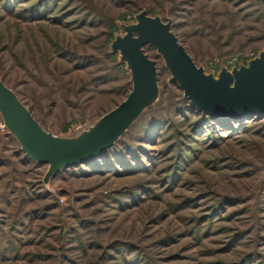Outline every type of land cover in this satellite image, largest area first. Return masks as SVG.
Instances as JSON below:
<instances>
[{
  "label": "rangeland",
  "instance_id": "1",
  "mask_svg": "<svg viewBox=\"0 0 264 264\" xmlns=\"http://www.w3.org/2000/svg\"><path fill=\"white\" fill-rule=\"evenodd\" d=\"M140 9L214 75L264 48L260 0H0V79L45 130L76 134L131 90L107 45ZM144 50L158 103L47 181L0 116V264H264V113L212 122Z\"/></svg>",
  "mask_w": 264,
  "mask_h": 264
},
{
  "label": "water",
  "instance_id": "2",
  "mask_svg": "<svg viewBox=\"0 0 264 264\" xmlns=\"http://www.w3.org/2000/svg\"><path fill=\"white\" fill-rule=\"evenodd\" d=\"M134 19L121 25L123 33L115 34L109 45L130 73L131 90L114 108L76 134L55 135L45 130L0 79L3 125L28 157L48 165L45 181L58 170L104 152L157 101L158 71L156 61L144 52L146 45L162 58L170 74L168 81L175 82L200 111L220 117L264 113V48L246 64L239 63L229 70L221 67L214 75L196 65L170 29V20L164 22L158 15L150 16L145 9L136 13Z\"/></svg>",
  "mask_w": 264,
  "mask_h": 264
},
{
  "label": "trees",
  "instance_id": "3",
  "mask_svg": "<svg viewBox=\"0 0 264 264\" xmlns=\"http://www.w3.org/2000/svg\"><path fill=\"white\" fill-rule=\"evenodd\" d=\"M141 10V9H140ZM115 33H116V31H113L112 32V34H111V39L109 40V43H108V45H107V54H109V55H114L115 56V60H116V64L117 65H121L122 66V68L124 69V71L125 72H127L128 73V82L130 83V85H131V81H130V73H129V71L126 69V66H125V64L124 63H121V62H119V55H118V53H113V52H110L109 51V45H110V43H111V41H112V39L114 38V35H115ZM146 46H148V45H146ZM145 47V46H144ZM154 49V48H153ZM145 51V50H144ZM156 56L157 57H160L157 53H156ZM162 59V58H161ZM158 75H159V73H158ZM2 80V79H1ZM172 84H174V85H176L178 88H179V86L175 83V82H171ZM179 89H181V88H179ZM15 92V91H14ZM16 93V92H15ZM17 94V93H16ZM18 96V95H17ZM159 96H160V92H159ZM18 98L21 100V98L18 96ZM183 99H188L187 97H184L183 96ZM22 101V100H21ZM158 101H159V98H158V100L154 103V104H152L150 107H148L147 109H145L143 112H145V111H147L148 109H150V108H152V107H154V105L155 104H157L158 103ZM23 102V101H22ZM191 103V102H190ZM24 105H25V103H23ZM192 105V104H191ZM28 108V107H27ZM29 110H30V112H31V109L30 108H28ZM199 112H201V113H203L204 115H206L205 117H208V119H210L212 122H216V123H223V122H225V121H230V120H233V119H235V120H237V121H240V119H242V118H232V116L231 117H229V116H227V117H222V118H220V117H210L208 114H206V113H204V112H202V111H200V110H198ZM107 112V111H106ZM206 119V118H205ZM87 121H85L84 123H80V124H85ZM67 131V130H66ZM64 133H66V132H64Z\"/></svg>",
  "mask_w": 264,
  "mask_h": 264
}]
</instances>
